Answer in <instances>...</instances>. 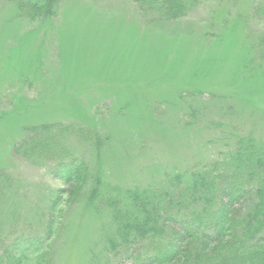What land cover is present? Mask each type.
Returning a JSON list of instances; mask_svg holds the SVG:
<instances>
[{
	"label": "rangeland",
	"instance_id": "obj_1",
	"mask_svg": "<svg viewBox=\"0 0 264 264\" xmlns=\"http://www.w3.org/2000/svg\"><path fill=\"white\" fill-rule=\"evenodd\" d=\"M54 1L0 0V180L12 183L0 258L52 217L55 264H131L132 250L108 242V212L93 202L59 212L75 183L17 146L35 128L68 127L60 143L117 195L204 166L237 133L264 142V21L255 0H205L173 22L134 0Z\"/></svg>",
	"mask_w": 264,
	"mask_h": 264
},
{
	"label": "trees",
	"instance_id": "obj_2",
	"mask_svg": "<svg viewBox=\"0 0 264 264\" xmlns=\"http://www.w3.org/2000/svg\"><path fill=\"white\" fill-rule=\"evenodd\" d=\"M134 1L154 21L173 22L205 0ZM253 12L264 21V0H255ZM258 45L264 57V32ZM51 128H35L16 153L32 161L38 156L65 183H75L68 206L59 212L79 202L108 212L113 231L108 242L112 249L132 250L131 264H264V142L254 134H235L215 159L171 174L162 185L112 195L108 191L116 185L104 183L87 158L69 155L60 143L58 132L69 128L44 136ZM10 179L0 180V206L12 189ZM58 201L60 195H53L49 213L57 211ZM53 232L51 217L42 232L16 238L0 264H55Z\"/></svg>",
	"mask_w": 264,
	"mask_h": 264
}]
</instances>
